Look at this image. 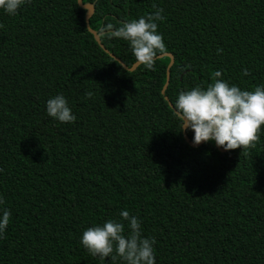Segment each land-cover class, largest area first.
<instances>
[{"label": "trees", "instance_id": "obj_1", "mask_svg": "<svg viewBox=\"0 0 264 264\" xmlns=\"http://www.w3.org/2000/svg\"><path fill=\"white\" fill-rule=\"evenodd\" d=\"M82 3L127 67L130 45L110 33L163 8L158 31L173 58L163 94L174 110L160 92L169 58L124 69L95 42L77 0H31L15 16L0 9V207L12 213L0 264H125L81 244L88 227L122 221L125 210L155 238L156 264H264V126L247 152L192 147L174 107L215 71L242 90L264 85V0ZM58 94L74 123L47 115Z\"/></svg>", "mask_w": 264, "mask_h": 264}, {"label": "clouds", "instance_id": "obj_2", "mask_svg": "<svg viewBox=\"0 0 264 264\" xmlns=\"http://www.w3.org/2000/svg\"><path fill=\"white\" fill-rule=\"evenodd\" d=\"M27 3H31V0H0V9L15 16ZM153 8V13L125 22L110 33L127 41L136 62L148 70H155L158 55L167 50L157 23L165 19L162 15L164 10L155 4ZM3 27L0 24V28ZM107 27L112 29L113 25ZM217 52L219 54L222 49ZM244 74H248L247 70ZM221 77V71H215L213 82L206 87L197 85L179 93L174 107L181 121V130L190 129L194 133L193 144L196 146L214 141L217 147L225 151L242 149L247 152L256 147L264 126V85L254 90H242ZM85 96L91 98L93 93L86 92ZM46 111L49 117L61 123H74L77 119L63 94L49 98ZM3 204V197L0 196V205ZM11 215L10 209L0 207V237ZM120 217L122 221H127V234L121 220L109 219L102 225L88 227L82 234V246L101 261L109 257L115 261L119 257L125 264H156L155 238L142 235L137 216L125 210L121 211Z\"/></svg>", "mask_w": 264, "mask_h": 264}, {"label": "water", "instance_id": "obj_3", "mask_svg": "<svg viewBox=\"0 0 264 264\" xmlns=\"http://www.w3.org/2000/svg\"><path fill=\"white\" fill-rule=\"evenodd\" d=\"M77 4H78V6H79L80 8H82V9H84V10L87 11V13H86V15H85V23H86V26H87L88 31L92 33V36H93L95 42L98 44V46H99L104 52L108 53V55H109L110 57L114 58V59H115V60H116V61H117V62H118V63H119L124 69H127V70H133V69L138 65V63H137L136 61H134L133 63H131V65H130L129 67H127L125 64H123L118 58L114 57L112 54H110V53H109V52H108V51L102 46V44H101L100 41H99L98 34H97L96 32H94V31L92 30V28L89 26V18L91 17L92 12H93L92 5H90V4H83V3H82V0H77ZM162 56H167V57L169 58V60H168V63H167V65H166V67H165V81H164V84H163V86H162V88H161V90H160L161 94L164 93V89H165V87H166V85H167V81H168V69H169V67H170V65H171V63H172V60H173L172 55H171L170 53H168V52H165V53H163V54L158 55V58H159V57H162ZM163 98L167 101L169 107H171V108L173 109L172 105L170 104V102H168L167 97H166L164 94H163ZM173 110H174V109H173ZM182 136H183L184 141H185L189 146L196 147V145L193 144V141H190V140L187 138V136H186L184 130H182ZM214 144H215V142H214ZM215 146H216V145H215ZM216 147H217V146H216ZM217 148H218L219 151H225V150L222 149V148H219V147H217Z\"/></svg>", "mask_w": 264, "mask_h": 264}]
</instances>
